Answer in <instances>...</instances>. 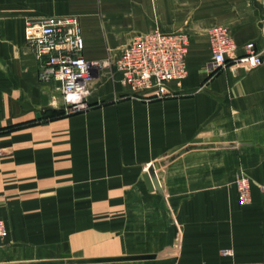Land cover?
<instances>
[{
	"label": "crops",
	"instance_id": "obj_1",
	"mask_svg": "<svg viewBox=\"0 0 264 264\" xmlns=\"http://www.w3.org/2000/svg\"><path fill=\"white\" fill-rule=\"evenodd\" d=\"M211 1L185 32L187 78L159 98L115 67L133 38L176 32L113 25L132 0H0V264H264V62L212 74L209 42L225 26L238 57L251 42L264 57V0ZM51 16L79 18L87 60L114 61L83 112L26 47V21ZM157 162L162 194L144 180Z\"/></svg>",
	"mask_w": 264,
	"mask_h": 264
},
{
	"label": "built area",
	"instance_id": "obj_2",
	"mask_svg": "<svg viewBox=\"0 0 264 264\" xmlns=\"http://www.w3.org/2000/svg\"><path fill=\"white\" fill-rule=\"evenodd\" d=\"M26 47L40 64L39 76L45 81L57 82L66 102L68 115L90 108L92 82L103 63L84 57L85 40L81 22L76 16H51L26 21ZM212 49V74L237 66L248 72L264 62L263 53L251 42L245 55H236L237 45L225 26L209 30ZM189 36L185 32L165 33L159 30L133 38L121 51L115 67L122 76V84L135 93L155 90L156 96L167 95L169 82L187 78ZM237 189L242 203L250 201V180L237 177ZM8 237V229L0 219V246Z\"/></svg>",
	"mask_w": 264,
	"mask_h": 264
},
{
	"label": "rangeland",
	"instance_id": "obj_3",
	"mask_svg": "<svg viewBox=\"0 0 264 264\" xmlns=\"http://www.w3.org/2000/svg\"><path fill=\"white\" fill-rule=\"evenodd\" d=\"M203 1L205 0H132V3L127 5V9L120 13L121 17L114 15L110 19L113 20L111 21L113 25L125 23V27L128 28H147L155 25L156 29L168 27L176 32L188 33L194 19L210 15L209 10L217 7L214 1L209 0L208 5H204ZM102 22L106 23L104 20ZM127 40L129 39L123 38L120 42L124 43ZM100 62L103 63V66L99 74L103 78L106 72L113 70L114 61L112 57H109L106 60H100Z\"/></svg>",
	"mask_w": 264,
	"mask_h": 264
},
{
	"label": "water",
	"instance_id": "obj_4",
	"mask_svg": "<svg viewBox=\"0 0 264 264\" xmlns=\"http://www.w3.org/2000/svg\"><path fill=\"white\" fill-rule=\"evenodd\" d=\"M161 167L160 163H153L149 166L146 174L144 175L145 183L149 191H156L158 193H163L160 178L158 176V171Z\"/></svg>",
	"mask_w": 264,
	"mask_h": 264
}]
</instances>
